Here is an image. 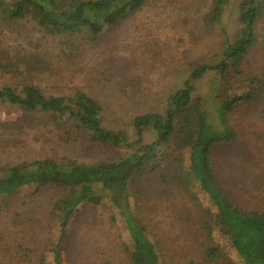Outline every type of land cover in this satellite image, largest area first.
<instances>
[{
	"label": "rangeland",
	"instance_id": "374dc122",
	"mask_svg": "<svg viewBox=\"0 0 264 264\" xmlns=\"http://www.w3.org/2000/svg\"><path fill=\"white\" fill-rule=\"evenodd\" d=\"M240 1L225 0L214 16V0H145L139 11L113 28L104 27L95 39L84 29L52 34L29 16L8 20L0 10V86L31 84L46 95L61 96L81 90L100 104L106 129L123 131L133 140L130 120L144 113L164 114L168 96L190 80L192 98L202 99L213 120L217 98L245 93L254 86L250 78L264 82V16L241 74L230 71L224 79L210 70L192 77L194 70L222 60L224 47L240 28ZM261 91L228 114L236 137L211 152L215 175L229 199L247 210H264V87ZM57 122L0 106V164L47 157L92 164L118 160L128 152L99 142L85 129ZM4 123L11 129L5 130ZM153 138L151 130L143 133V142ZM178 177L183 184L142 177L135 194L137 216L157 242L162 264H238L218 229L210 233L205 227L214 216L207 196L186 171ZM50 197L44 191L39 208L29 211L19 227L0 221V264H56L51 249L60 235L61 216L48 209ZM124 230L121 216L108 203L87 206L61 242L59 264H133ZM212 244L222 249L215 260L207 253Z\"/></svg>",
	"mask_w": 264,
	"mask_h": 264
},
{
	"label": "trees",
	"instance_id": "16d2710c",
	"mask_svg": "<svg viewBox=\"0 0 264 264\" xmlns=\"http://www.w3.org/2000/svg\"><path fill=\"white\" fill-rule=\"evenodd\" d=\"M224 1L214 0V16ZM144 3L145 0H0V10L8 20L29 16L52 34H74L84 29L95 39L104 27L113 28L139 11ZM263 16L264 1L241 0L240 28L233 42L224 47L222 60L212 67L203 65L194 70L192 77L199 78L210 70L224 79L229 78L230 71L241 74L242 62L257 43L255 29ZM250 81L254 86L245 93L217 98V116L213 120L202 108V99L192 98L193 86L190 80L186 81L168 96L164 114L144 113L130 120L136 136L133 140L127 139L123 131L106 129L100 104L81 90L61 96L46 95L31 84L0 86V106L47 115L74 130H87L101 143L128 151L118 160L92 164L74 160L59 163L50 157L0 164V221L19 227L29 211L39 208V197L48 191L51 194L46 203L48 209L61 216L60 235L51 249L54 261L59 264L61 242L71 232L75 218L87 206L108 203L122 218L126 246L133 249L132 263L162 264L157 242L137 216L135 194L142 177L154 175L155 183L168 184L173 180L183 184L178 176L186 171L214 209L206 229L210 233L213 228L218 229L238 264H264V210H247L232 202L211 163L212 149L236 137L228 114L261 95L263 80L253 77ZM3 125L5 130L11 129L7 123ZM146 130L154 135L149 143L143 142ZM184 159L188 162L181 165ZM20 229L23 240L26 232L24 227ZM221 252L217 244H212L207 253L215 260Z\"/></svg>",
	"mask_w": 264,
	"mask_h": 264
}]
</instances>
